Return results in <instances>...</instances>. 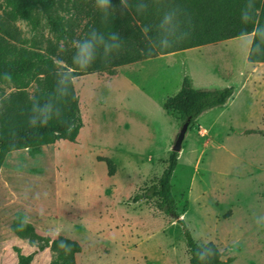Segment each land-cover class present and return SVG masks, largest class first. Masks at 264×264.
I'll list each match as a JSON object with an SVG mask.
<instances>
[{"label":"rangeland","instance_id":"1","mask_svg":"<svg viewBox=\"0 0 264 264\" xmlns=\"http://www.w3.org/2000/svg\"><path fill=\"white\" fill-rule=\"evenodd\" d=\"M35 15V25L15 22L27 46L52 37L38 9ZM251 39L73 77L82 119L75 140H57L34 156L11 151L0 166V264H16V248L36 251L29 264L51 260L48 247L13 234L17 213L42 236L76 240L77 264H189L177 219L152 200H133L157 181L172 151L181 123L163 102L184 76L194 88L233 85L236 92L187 129L171 177L178 219L195 242L212 241L223 259L232 257L229 264H264V64L247 61Z\"/></svg>","mask_w":264,"mask_h":264},{"label":"trees","instance_id":"2","mask_svg":"<svg viewBox=\"0 0 264 264\" xmlns=\"http://www.w3.org/2000/svg\"><path fill=\"white\" fill-rule=\"evenodd\" d=\"M36 9L52 37L34 39L27 46L15 22L21 18L35 25ZM165 14L171 15V21L163 22ZM93 31L102 35L105 43H112V32L118 33L120 47L105 54L103 44L98 45L96 61L82 71L72 63L73 42ZM247 34H252L247 61L264 63V0H111L107 16L99 0H0V166L11 151L27 149L34 156L57 140H75L82 119L73 77ZM7 87L11 90L6 93ZM234 89L233 85L194 88L184 76L179 90L164 100L163 108L175 113L181 124L188 119L190 129L206 110L223 106ZM34 99L41 107L50 103L53 111L58 108L60 118L53 116L46 126L30 127ZM177 154L170 152L157 181L133 200H152L156 208L177 219L189 264H229L232 257L223 259V252L212 241L195 242L183 219H178L171 193ZM102 160L108 174H113L111 161ZM10 229L39 250L48 247L52 252L48 264H77L75 255L81 246L76 240L42 236L22 213L15 215ZM61 240L71 245V252L59 247ZM205 249H211V254L206 253L202 260L200 253ZM35 253L22 254L16 248V264H29Z\"/></svg>","mask_w":264,"mask_h":264},{"label":"clouds","instance_id":"3","mask_svg":"<svg viewBox=\"0 0 264 264\" xmlns=\"http://www.w3.org/2000/svg\"><path fill=\"white\" fill-rule=\"evenodd\" d=\"M123 2V0H121ZM99 7L103 10L107 16L108 10L111 7V0H99ZM172 17L170 14H165L163 22L171 21ZM143 31H147L144 29ZM109 40L112 43H105L102 35H97L96 32L90 33L87 38L76 40L73 42L74 51L72 52V63L80 70H87L97 59L98 56V45L103 44L104 52H107L113 48H119L121 43V37L118 33L112 32L109 36ZM59 95L64 96L66 92H60ZM53 116L60 118V110L57 108L53 111L52 104H45L42 107L39 106L34 99L32 114L28 120L30 127H43L46 126ZM59 247L62 248L65 253L71 252V245L66 243L64 240L59 242ZM211 254V249H205L204 252L200 253V259H204L205 254Z\"/></svg>","mask_w":264,"mask_h":264},{"label":"water","instance_id":"4","mask_svg":"<svg viewBox=\"0 0 264 264\" xmlns=\"http://www.w3.org/2000/svg\"><path fill=\"white\" fill-rule=\"evenodd\" d=\"M188 124H189L188 119L181 124V126H180V128L176 134V137L174 139V142L172 144V147H171L172 151L178 153L181 150L182 142L184 140V137H185L187 129H188Z\"/></svg>","mask_w":264,"mask_h":264},{"label":"crops","instance_id":"5","mask_svg":"<svg viewBox=\"0 0 264 264\" xmlns=\"http://www.w3.org/2000/svg\"><path fill=\"white\" fill-rule=\"evenodd\" d=\"M247 35H251V37H252V34H247ZM243 36H244V35H243ZM250 41H251V40H250ZM132 63H133V62H132ZM261 63H262V62H258V63H254V64H261ZM129 64H130V63H129ZM263 64H264V63H263ZM234 92H236L235 89H234ZM233 94H234V93H233ZM233 94H232V97L230 98L231 100L233 99ZM230 99H229V100H230ZM229 100H228V101H229ZM228 101H227L224 105H227V104H228ZM224 105H223V106H224ZM221 107H222V106H221Z\"/></svg>","mask_w":264,"mask_h":264},{"label":"bare ground","instance_id":"6","mask_svg":"<svg viewBox=\"0 0 264 264\" xmlns=\"http://www.w3.org/2000/svg\"><path fill=\"white\" fill-rule=\"evenodd\" d=\"M261 64H263V63H261Z\"/></svg>","mask_w":264,"mask_h":264}]
</instances>
